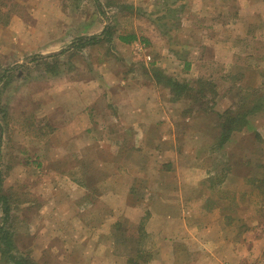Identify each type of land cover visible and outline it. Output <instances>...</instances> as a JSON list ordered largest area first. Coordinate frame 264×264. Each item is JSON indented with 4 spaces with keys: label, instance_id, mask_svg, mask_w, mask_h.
Here are the masks:
<instances>
[{
    "label": "rangeland",
    "instance_id": "374dc122",
    "mask_svg": "<svg viewBox=\"0 0 264 264\" xmlns=\"http://www.w3.org/2000/svg\"><path fill=\"white\" fill-rule=\"evenodd\" d=\"M59 2L73 9L59 26L19 3L0 12V26L9 12L32 19L29 32L0 38V228L14 257L0 243V264H212L225 242L242 264H263L264 201L246 178L264 162V108L213 145L225 111L264 101V0ZM130 34L136 44L119 40ZM116 86L134 106L122 115L136 123L116 139L132 154L111 156L126 168L110 187L100 185L118 174L108 156L97 150L92 163L76 153L82 142L62 119L98 90L96 102H108L104 91ZM116 115L98 107L97 133L113 134Z\"/></svg>",
    "mask_w": 264,
    "mask_h": 264
},
{
    "label": "crops",
    "instance_id": "0c3cea01",
    "mask_svg": "<svg viewBox=\"0 0 264 264\" xmlns=\"http://www.w3.org/2000/svg\"><path fill=\"white\" fill-rule=\"evenodd\" d=\"M78 2L80 0H77ZM15 3L17 6H20L21 8L25 7V11H28L30 13V16L34 19L33 14L31 12H37L39 15V21H46L47 19H50V16H53L54 20L56 22L51 23L52 26H59L60 22L57 19L62 20L63 18H70L69 14L73 12L72 7H69L68 5H64L63 3L59 2V0H0V12H8L10 9H12V5ZM25 3V5H23ZM38 4V5H37ZM37 5V6H36ZM20 8V9H21ZM31 11V12H30ZM6 14V21L4 24L0 26V38L1 40L4 39V37H7L13 33L16 34V30L18 32L20 31H27V28H30L32 26V19L29 16L28 20L23 19L20 16L11 14L9 12ZM61 25H63V22H61ZM86 25L85 28H87V23H84ZM29 32V31H27ZM78 34V31L76 32V35ZM79 35V34H78ZM22 36V35H21ZM84 37V36H83ZM79 39V38H78ZM76 39V40H78ZM75 40V41H76ZM74 41V42H75ZM72 42L66 49H62L59 51H56L55 53L48 54L49 56L55 54V56H58L59 54H62L64 51H68L69 49L73 48ZM137 38L131 41L127 44H136ZM123 43V42H122ZM126 44V43H124ZM43 53L35 54L33 56L28 57V59H36V58H43L48 55H42ZM54 56V55H53ZM123 87H113V89H106L104 91V98L108 102H96L100 101V98L103 99L100 95V92L96 93L95 97L90 100L89 102H76L75 106H72L70 111H66V115H63L64 119L67 118V121H62L63 125L64 123L67 124V126H62L63 129H70V137L78 140H81L82 143H78L77 145V151L76 153L83 154L90 156L89 159L94 162V155L95 151L99 150L101 154H104L108 156V159L105 162V165L108 167L111 165L114 168V173L110 178H107L105 180L100 181V185L103 186L106 183L110 184V187L115 186L116 184L122 185L123 182H125L123 178V174L125 173L122 169L123 165L121 160H115L111 156L114 155H120V153L127 155L132 154L131 150L125 149V151L121 148L122 142L117 141L116 139H123L125 137H130L125 132V128L127 130L128 128V121L130 125H134L136 122L134 119L128 120V118L124 117L122 115V112L126 110L128 113V110L131 111V107H134L132 105L133 102H125L129 101L126 95L127 89H122ZM84 96V95H83ZM82 96V97H83ZM83 99V98H82ZM110 105L114 111L117 113V115L114 117V120L116 121V126L114 127V133H106L105 131L102 134H98V128H100V119L96 118L98 116V107ZM160 119H163V122L160 121ZM165 118L157 117L156 122L158 126V131L165 130V128L168 126L167 122L164 120ZM97 121V122H96ZM156 138L168 140L171 138L170 134H160L156 136ZM115 140L113 142V140ZM113 142V143H112ZM98 143V144H97ZM97 144V145H96ZM121 166V167H120ZM117 167H119L117 171ZM123 168H126L125 166ZM187 180V179H186ZM185 180V181H186ZM189 181V180H188ZM87 187L91 184L86 183ZM179 185V183H178ZM175 186V184H174ZM251 247L250 243H244V249L249 250ZM238 246H233V243L225 242L223 245L224 254H217L213 255L215 260H213L212 264H242V261H239V255H238ZM234 250V251H233ZM206 254V253H205ZM200 260V261H205ZM262 262L264 264V252L262 253ZM157 262V259L154 261H151V264H155ZM167 264H174V261H167Z\"/></svg>",
    "mask_w": 264,
    "mask_h": 264
},
{
    "label": "trees",
    "instance_id": "16d2710c",
    "mask_svg": "<svg viewBox=\"0 0 264 264\" xmlns=\"http://www.w3.org/2000/svg\"><path fill=\"white\" fill-rule=\"evenodd\" d=\"M106 31H107V28L103 30V34ZM101 35L102 34L79 38L72 44V47L75 48V47H80V46L93 43L96 40L101 39L102 38ZM134 39H136V36L134 34L119 37V40L126 44L130 43ZM53 55L55 56V54ZM156 73L158 74V76L165 78L164 85L168 87L170 90H172V92L178 95L181 93L179 90L180 85H182L181 83H179L177 80L171 77H166L162 75L160 71H157ZM158 80H160L159 77H158ZM263 108H264V101L262 99H257L254 102H243L242 104H240L239 108L236 110L225 111L224 118L219 125L220 130L218 132V136L216 137V141L213 145V149L221 148L227 142L231 133L242 130L246 126L248 122V118L252 114L262 110ZM1 140H2V134L0 131V148H1ZM257 167L261 169V171L259 170L257 174H254V175L252 174L251 176L248 175V177L246 178V182L252 185L259 192V194L262 195L263 201H264V162L263 163H260V161L257 162ZM0 200L2 201L3 213L7 214L8 208L5 206V203H4L5 201H3L4 197L0 196ZM5 233L6 232L0 228V243L4 246L5 252L9 254V250L11 249L12 243H11L9 236ZM9 256L11 258H14L13 256H11V254H9ZM15 262L16 264H25L24 260H21V261L15 260Z\"/></svg>",
    "mask_w": 264,
    "mask_h": 264
}]
</instances>
